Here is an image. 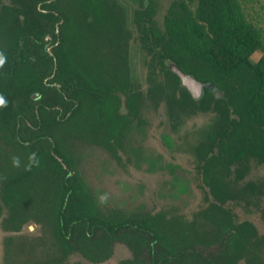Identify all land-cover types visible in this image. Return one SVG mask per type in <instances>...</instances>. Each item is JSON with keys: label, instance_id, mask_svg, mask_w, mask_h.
I'll use <instances>...</instances> for the list:
<instances>
[{"label": "trees", "instance_id": "1", "mask_svg": "<svg viewBox=\"0 0 264 264\" xmlns=\"http://www.w3.org/2000/svg\"><path fill=\"white\" fill-rule=\"evenodd\" d=\"M246 3L175 0L163 30L153 0L134 11L150 59L146 97L166 108L173 130L186 116L214 115L194 148L205 206L188 220L103 207L79 171L80 145L119 161L126 128L139 119L144 95L130 81L124 9L109 0H0V219L14 234L3 264L101 263L116 242L132 253L120 264H264V235L227 208L262 192L243 183L250 157L264 166V32ZM170 64L203 84L200 99ZM31 223L40 234L20 235ZM74 253L88 263L70 262Z\"/></svg>", "mask_w": 264, "mask_h": 264}, {"label": "rangeland", "instance_id": "2", "mask_svg": "<svg viewBox=\"0 0 264 264\" xmlns=\"http://www.w3.org/2000/svg\"><path fill=\"white\" fill-rule=\"evenodd\" d=\"M116 1L126 12L127 29L133 36L129 45L131 82L136 89L146 93L150 59L139 43L133 23L134 11L141 0ZM174 1L153 0L154 21L160 30L164 28V18ZM246 11L249 19L264 32V0H247ZM260 56L261 53H255L253 60L257 61ZM139 115L142 122L134 121L126 132L120 164L102 148L81 146L80 171L99 201L101 196H107L103 203L108 206L142 213L165 211L169 216L181 215L191 220L193 214L205 206L194 148L203 140L214 115L186 116L173 130L166 108L155 106L148 99L141 103ZM245 165L248 172L243 183L261 185L262 192L251 200V205L229 203L227 207L235 213L237 222L253 221L264 234V166L254 157H250ZM19 234L35 237L40 234V228L26 225ZM11 235L14 234L6 233L0 223V264L4 262V240ZM128 258L127 247L117 244L112 259L103 264H117ZM69 261L84 259L76 253L69 257Z\"/></svg>", "mask_w": 264, "mask_h": 264}, {"label": "flooded vegetation", "instance_id": "3", "mask_svg": "<svg viewBox=\"0 0 264 264\" xmlns=\"http://www.w3.org/2000/svg\"><path fill=\"white\" fill-rule=\"evenodd\" d=\"M109 1H115L117 4H118V2L116 1V0H109ZM119 5V4H118ZM119 6H121V5H119ZM122 7V6H121ZM123 8V7H122ZM124 9V8H123ZM125 11V10H124ZM126 13V12H125ZM135 26V25H134ZM126 27H127V23H126ZM135 30H136V28H135ZM131 33V32H130ZM136 33H137V31H136ZM131 35H132V33H131ZM137 36H138V34H137ZM132 38H133V36L131 37V40H132ZM130 40V41H131ZM140 43V42H139ZM129 45H130V43H129ZM141 45V44H140ZM142 47V46H141ZM52 49V47H49L48 48V51L50 52V50ZM129 68H130V65H129ZM149 73H150V71H149ZM148 76H149V74H148ZM130 81H131V71H130ZM147 81H148V77H147ZM131 84H132V82H131ZM148 87H149V83H148ZM132 88H133V90H135V91H140V90H138V89H136L134 86H133V84H132ZM148 89V88H147ZM143 95H144V97H143V100H142V102L145 100V99H148L147 97H146V93H143L142 91H140ZM146 92H147V90H146ZM33 97H34V99H39V97H40V95H38V94H35V95H33ZM149 100V99H148ZM150 102H152L151 100H149ZM141 102V103H142ZM153 103V102H152ZM154 104V103H153ZM141 106V105H140ZM122 110V109H121ZM124 111V112H123ZM122 111V113H126L127 112V110L124 108V110ZM139 114H140V108H139ZM134 121H137L138 123H141L142 121L140 120V115H139V119L138 120H133L131 123H130V125L134 122ZM130 125L126 128V132H127V130L129 129V127H130ZM126 132H125V138H126ZM125 138H124V144H125ZM124 144H123V149L122 150H120L119 152H118V155H119V157H120V152L121 151H123L124 150ZM81 146H94V147H98V146H95V145H80L79 147H81ZM99 148H102V147H99ZM102 149H104V148H102ZM104 150H106V149H104ZM107 151V150H106ZM108 152V151H107ZM109 153V152H108ZM78 154H79V162L78 163H80V151H79V149H78ZM110 154V153H109ZM110 156H111V154H110ZM112 157V156H111ZM112 158H114V157H112ZM115 159V158H114ZM116 160V159H115ZM117 161V160H116ZM117 163H121V157H120V160L119 161H117ZM79 171H80V168H79ZM80 173H81V171H80ZM81 175H82V173H81ZM82 177H83V175H82ZM83 179H84V177H83ZM84 181H85V179H84ZM86 182V181H85ZM86 184H87V182H86ZM87 186H88V188L90 189V187H89V185L87 184ZM90 191H91V189H90ZM92 192V191H91ZM92 194H93V192H92ZM94 195V194H93ZM94 197L99 201V199L94 195ZM99 203L101 204V206H103V207H111V206H108V205H106V204H104V203H101V201H99ZM232 203H234V202H232ZM241 203H244V202H241ZM237 204H240V203H237ZM245 204V203H244ZM245 205H247V204H245ZM251 205V204H250ZM112 208H117V207H112ZM228 208V207H227ZM138 213H142V212H139V211H137ZM158 212H160V211H158ZM165 212V211H164ZM197 212V211H196ZM144 213H147V212H144ZM149 213H152V212H149ZM154 213H157V212H154ZM166 213V212H165ZM235 214V213H234ZM168 215V214H167ZM169 216V215H168ZM176 216H181V215H176ZM184 217V216H183ZM189 220V219H188ZM235 221H236V215H235ZM244 221H249V222H251L252 224H254V226L257 228V231H258V233L260 234V235H264V234H261L260 233V231H259V228H258V226H257V224L256 223H254L253 221H250V220H244ZM237 222V221H236ZM242 222V221H241ZM1 223V222H0ZM28 225H30V224H28ZM31 225H36V224H34V223H31ZM38 226V225H37ZM2 227V226H1ZM3 229V228H2ZM6 233H11V232H7V231H5ZM117 244H120V245H123V246H125V247H127L125 244H123V243H121V242H116L114 245H113V249H112V256L110 257V259L109 260H107V261H104V262H101V263H89V264H103V263H105V262H108V261H110L111 259H112V257H113V255H114V248H115V246L117 245ZM127 249L129 250V252H130V258H128V259H131L132 258V253H131V251H130V249L127 247ZM218 248L217 247H212L211 249H209V250H207L206 252H209V251H211V252H218ZM74 254H76V253H74ZM77 254H79V253H77ZM73 255V254H72ZM71 255V256H72ZM80 255V254H79ZM82 257V256H81ZM83 258V257H82ZM84 259V258H83ZM124 260H127V259H124ZM124 260H121L120 262H118L117 264H120L122 261H124ZM77 262H79V261H77ZM80 262H87L85 259H84V261H80ZM72 263H74V262H72ZM88 263V262H87ZM241 263H243V262H240L239 264H241ZM244 264V263H243Z\"/></svg>", "mask_w": 264, "mask_h": 264}, {"label": "water", "instance_id": "4", "mask_svg": "<svg viewBox=\"0 0 264 264\" xmlns=\"http://www.w3.org/2000/svg\"><path fill=\"white\" fill-rule=\"evenodd\" d=\"M169 68L180 78L181 86L189 91L193 99L198 100L202 97L204 86L200 81H198L189 74L183 73L176 67L175 64H170ZM210 90L214 93L216 98L221 97L223 94L219 89H216L214 86H211Z\"/></svg>", "mask_w": 264, "mask_h": 264}, {"label": "clouds", "instance_id": "5", "mask_svg": "<svg viewBox=\"0 0 264 264\" xmlns=\"http://www.w3.org/2000/svg\"><path fill=\"white\" fill-rule=\"evenodd\" d=\"M4 60L2 57H0V64H3ZM6 104V101L4 100L3 97H0V107H3ZM107 200V196H101L100 201L101 203L105 202Z\"/></svg>", "mask_w": 264, "mask_h": 264}]
</instances>
